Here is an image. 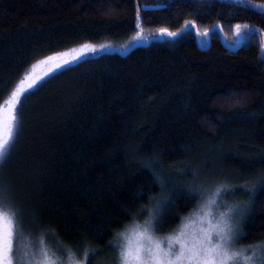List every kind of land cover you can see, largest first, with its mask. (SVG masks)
Here are the masks:
<instances>
[{
	"label": "trees",
	"instance_id": "1",
	"mask_svg": "<svg viewBox=\"0 0 264 264\" xmlns=\"http://www.w3.org/2000/svg\"><path fill=\"white\" fill-rule=\"evenodd\" d=\"M259 3L0 0V106L44 56L85 43L125 46L138 30L176 32L125 54L85 57L22 96L14 143L0 162L17 237L40 241L65 264L66 249L82 255L85 247V264L114 261L118 250L110 241L149 217L144 206L153 210L167 196L157 227L175 228L198 203L188 185H203V176L241 193L248 213L240 242L264 241ZM236 24L248 28L240 31L242 47L231 52L222 40L239 46Z\"/></svg>",
	"mask_w": 264,
	"mask_h": 264
},
{
	"label": "snow or ice",
	"instance_id": "2",
	"mask_svg": "<svg viewBox=\"0 0 264 264\" xmlns=\"http://www.w3.org/2000/svg\"><path fill=\"white\" fill-rule=\"evenodd\" d=\"M257 7L264 9V0H260ZM136 27L140 29L139 13L136 17ZM233 27L239 33L242 27L248 28V25L236 24ZM157 31L167 33L170 36L176 35V32L169 31L166 27H161ZM204 31L207 33L208 30L205 29ZM135 36L141 37L142 30L136 31ZM98 47L102 48L104 45L97 46L85 43L64 53H52L44 56L41 60H37L32 65L33 69L37 65H43L40 73L25 72L24 78L10 92L6 107L0 106V160L6 158L14 143L17 131L15 113L18 103L22 100V95H27L28 90L36 85L42 76L72 63L84 53L95 51ZM262 51H264V45H262ZM45 68L47 72L44 71ZM157 179L163 186L165 183L163 178L157 176ZM260 182L264 184V176L260 178ZM222 187H224L222 184L210 189L195 183L188 185L190 192L205 194V201L201 205L203 215L200 216V219L207 221V227L201 228L200 234L193 238L191 243L183 231L176 233L175 236L167 237V247L163 239H155L149 229L156 223L154 219L156 212L144 206L142 211H148L152 218L146 220L144 227L136 232L138 241L132 244L125 240V234L122 232L117 233L116 239L110 241L109 246L118 250L117 264H264V241H258L239 250L234 247V242L242 235L234 223V217L238 212L242 214L243 205L223 206V211L219 212L214 223L209 218L210 207L216 204V196ZM8 195L6 189L0 188V264H17L13 255L17 222L14 219V211L5 204ZM168 199L165 196L163 203H167ZM160 203L158 201L157 205L159 206ZM174 243L178 244L179 247H174ZM66 251V264H85L90 249L84 248L82 254L84 259L76 258L71 249H66ZM38 264H65V261L56 253H50L47 248L41 247Z\"/></svg>",
	"mask_w": 264,
	"mask_h": 264
},
{
	"label": "rangeland",
	"instance_id": "3",
	"mask_svg": "<svg viewBox=\"0 0 264 264\" xmlns=\"http://www.w3.org/2000/svg\"><path fill=\"white\" fill-rule=\"evenodd\" d=\"M257 8L264 11V9H262L260 7H257ZM200 34L201 35L199 36V43L202 46H206L205 39L202 38L203 34L202 33H200ZM239 34H241V32H239ZM171 37H173V36H170L167 33H160V32L156 33L155 36H148L145 32L142 31V36L136 37L128 45L118 47V46H114L112 44H104V47H102V48L98 47L95 51H89L87 53H84L83 55H81L79 58H77L72 63L66 64L60 68L54 69L52 72L48 73L47 75L42 76V78L37 81L36 85H34L28 91L34 89L37 85H39L42 81H44L45 79H47L48 77H50L54 73L76 63L77 61H79L85 57L98 56V55H101L104 53H113V52H119L121 54H125L133 45H136L138 43L149 42L152 38L167 40L168 38H171ZM244 41H245V38H244ZM238 43H239V41L232 44V46L237 47ZM262 44L264 45V42ZM97 46H99V45H97ZM76 48H78V47H76ZM64 52H66V51H64ZM64 52H62V53H64ZM262 55L264 57V51L262 52ZM65 58H67V57H65ZM42 68H43V65H37V67L35 69L31 68L28 72L31 73V72L35 71L36 73H40ZM44 71L47 72V69L45 68ZM4 106L6 107V103ZM16 125H17V123H16ZM1 161L2 160H0V162ZM197 179L201 180V184H203L202 185L203 188L210 189V188L215 187V185H213L214 183H210V184L206 183V181L209 178H205L203 176H200ZM223 186L224 187L221 188V191L216 196V204L212 205L210 207L209 218H211L213 220V223H214L215 218L218 216L219 212L223 211V206L243 205L242 214L240 212H238L235 214V217H234V223H236L240 233H242V223H243V220L245 218V215L248 213V206H247V204H244L242 202L241 198H243V197H242V195L240 196L241 193H239V190H237L234 186H231V185H228V186L223 185ZM240 189L241 190L245 189V187H242ZM197 195H198V203H197L196 207H194L192 209V211H190L187 215L183 216L180 219L179 223L175 226V228L168 229V231H165V233L160 232L158 230V227H157L158 218L162 212L161 208L163 207L162 206L163 202L161 200L160 201L161 203L159 204V206L156 204V206L153 208V211L156 212V216L154 218L156 223L153 227H150V229H149L151 231V234L153 235V237L155 239H163L164 244L167 247V237L175 236L176 233L183 231L185 234V237L189 240V243H191L193 238H195L196 236H198L200 234L201 228L207 227V221L206 220L202 221L200 219V216L203 215V209H202L201 205L205 201V194L204 193H197ZM150 218H152V217H150V215H149V217L146 220H148ZM146 220L141 221V222H135L134 224L127 227L122 232L125 234V240L130 241L132 244H135L139 239L136 236V232L141 230L144 227ZM121 242H124V241H121ZM173 246L176 248L179 247V245L175 244V243ZM246 246H248V245L242 244L240 242V238L234 242V247L237 250L245 248ZM41 247H45V246L38 240H32V239H28V238H22V239L18 238L17 237V230H15L13 255H14V258H15L17 264H38ZM76 258L84 259V257L82 255H76ZM104 262L101 261L98 264H117V257L114 258V261L107 259Z\"/></svg>",
	"mask_w": 264,
	"mask_h": 264
},
{
	"label": "water",
	"instance_id": "4",
	"mask_svg": "<svg viewBox=\"0 0 264 264\" xmlns=\"http://www.w3.org/2000/svg\"><path fill=\"white\" fill-rule=\"evenodd\" d=\"M238 33V32H237ZM238 35H239V38H240V44H239V46H237V47H235V48H228L226 45H225V43H224V40H225V37H223V44H224V46L228 49V50H230V51H233V50H239L241 47H242V45L244 44V38H243V36L241 35V34H239L238 33Z\"/></svg>",
	"mask_w": 264,
	"mask_h": 264
},
{
	"label": "bare ground",
	"instance_id": "5",
	"mask_svg": "<svg viewBox=\"0 0 264 264\" xmlns=\"http://www.w3.org/2000/svg\"><path fill=\"white\" fill-rule=\"evenodd\" d=\"M222 43H223V40H222ZM224 43H225V45L228 47V48H235V46H232V47H230V46H228L227 44H226V42H225V40H224ZM224 45V44H223ZM225 47V46H224ZM226 48V47H225ZM227 49V48H226ZM228 50V49H227ZM230 51V50H229ZM233 51H235V50H233ZM232 52V51H231Z\"/></svg>",
	"mask_w": 264,
	"mask_h": 264
}]
</instances>
